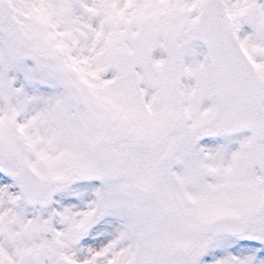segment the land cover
Wrapping results in <instances>:
<instances>
[{
	"label": "snow or ice",
	"instance_id": "obj_1",
	"mask_svg": "<svg viewBox=\"0 0 264 264\" xmlns=\"http://www.w3.org/2000/svg\"><path fill=\"white\" fill-rule=\"evenodd\" d=\"M0 264H264V0H0Z\"/></svg>",
	"mask_w": 264,
	"mask_h": 264
}]
</instances>
